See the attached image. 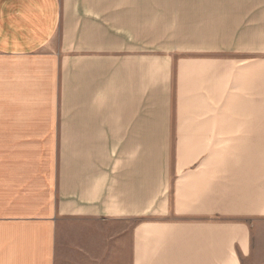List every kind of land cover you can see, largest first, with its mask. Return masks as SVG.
I'll list each match as a JSON object with an SVG mask.
<instances>
[{
  "label": "crops",
  "instance_id": "1",
  "mask_svg": "<svg viewBox=\"0 0 264 264\" xmlns=\"http://www.w3.org/2000/svg\"><path fill=\"white\" fill-rule=\"evenodd\" d=\"M190 3L0 0V264H264V58L181 59L174 118Z\"/></svg>",
  "mask_w": 264,
  "mask_h": 264
},
{
  "label": "rangeland",
  "instance_id": "2",
  "mask_svg": "<svg viewBox=\"0 0 264 264\" xmlns=\"http://www.w3.org/2000/svg\"><path fill=\"white\" fill-rule=\"evenodd\" d=\"M221 3L210 5L208 3H190L177 5L187 8V14L193 20L190 24L191 31L203 24H212L218 22L220 17L221 35L197 37H166L173 38V46H168L165 40L159 43L158 58L172 62L171 67V94L170 106L171 111L176 115L179 105L177 93L178 67L181 59H220L222 60L223 83H228L231 62H234V68L239 71L244 69L248 63L264 58V35L262 36V24L264 23V0H248L246 2L233 3L235 0H220ZM232 3H231V2ZM243 1V0H237ZM160 10L162 14H171L170 3H163ZM211 6L215 7L213 9ZM210 8V9H207ZM178 12V11H175ZM200 13L204 18L213 16L215 20H195L194 16ZM175 47L179 50H165L166 48ZM189 48L190 50H183ZM216 49V50H211ZM198 67H191L190 71L196 73ZM196 81V79H195ZM194 82V80H193ZM224 94V93H223ZM228 94V91L226 92ZM225 94V95H226ZM224 96V95H223ZM175 118V117H174ZM177 122V121H176ZM63 219H70V216H64ZM113 231L117 230L116 224L111 227ZM73 230H83L85 227L72 228ZM108 229V227L106 228ZM101 232V227L93 228ZM66 234H70L71 229H65ZM68 232V233H67Z\"/></svg>",
  "mask_w": 264,
  "mask_h": 264
}]
</instances>
